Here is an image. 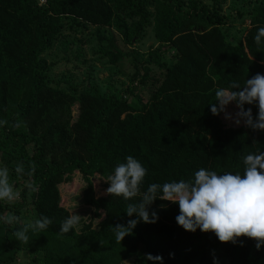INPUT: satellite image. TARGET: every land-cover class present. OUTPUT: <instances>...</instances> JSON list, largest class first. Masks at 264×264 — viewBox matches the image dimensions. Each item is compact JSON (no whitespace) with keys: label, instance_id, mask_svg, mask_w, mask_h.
<instances>
[{"label":"trees","instance_id":"16d2710c","mask_svg":"<svg viewBox=\"0 0 264 264\" xmlns=\"http://www.w3.org/2000/svg\"><path fill=\"white\" fill-rule=\"evenodd\" d=\"M238 1L234 26L223 0H0V121H7L0 125V166L19 189L29 177H18L15 166L27 172L34 164L37 186L34 193L24 188L12 204L0 202V214L52 220L43 232L29 231L27 243L13 235L19 224L0 221V264H26L17 261L27 253H34L30 264H145L148 253L163 264H264V246L186 231L176 222L178 204L160 199L149 208L158 220L141 221L116 243L110 226L136 219L125 212L140 196L106 194L105 180L129 155L147 170L142 195L152 183L193 180L200 168L243 174V157L264 151V131L210 110L217 89L264 74V65L242 60H264V42H254L264 27V0ZM112 29L127 50L109 35ZM90 36L92 55L133 66L127 87L108 94L94 81L77 86L50 78L45 56L57 46L80 54ZM145 41L151 45L143 51ZM249 107L255 117L257 107ZM236 111L234 103L227 107ZM73 212L80 224L61 234Z\"/></svg>","mask_w":264,"mask_h":264},{"label":"clouds","instance_id":"9594fccd","mask_svg":"<svg viewBox=\"0 0 264 264\" xmlns=\"http://www.w3.org/2000/svg\"><path fill=\"white\" fill-rule=\"evenodd\" d=\"M254 42L260 45L264 42V27H259ZM264 63V61H262ZM215 101L211 104L213 115L224 113L225 119L233 121L237 126L243 124L253 131H264V74L257 73L246 79L243 86L238 81H232L227 89L219 88L215 93ZM235 104L238 111L234 114L227 112L230 104ZM254 105L258 112L254 117ZM7 121H0V125ZM18 127V125H16ZM253 143H256L255 140ZM124 163H119L106 182L109 187L106 194L112 197H123L126 201L140 196L139 202H130L126 207V214L136 219H129L126 224L110 226L114 232L115 242L121 243L126 236L142 221L146 224L155 223L158 214L150 212L149 208L156 199L177 203L179 214L177 224L184 230L195 232L197 229L204 233L212 232L222 243H236L241 237H247L256 242L257 250L264 246V151L250 153L243 157V174L231 171L223 175L216 171L200 168L194 174V179L185 181L165 182L162 185L152 183L141 195V184L146 176V169L142 164L129 155ZM35 165L29 166L25 172L23 164L15 166V173L29 179L23 188H16L10 182V170L7 166L0 167V202L12 204L21 199L24 188L28 193L37 191L32 180ZM159 193V195H158ZM82 216L70 214L60 225V233L66 234L75 229ZM0 221L6 225H20L13 232L18 242L27 243L29 231L33 234L43 232L52 223L47 216L24 221L14 214H0ZM174 254L170 253V256ZM145 264H163V257L148 253L144 255ZM214 264L217 262L214 260Z\"/></svg>","mask_w":264,"mask_h":264},{"label":"rangeland","instance_id":"374dc122","mask_svg":"<svg viewBox=\"0 0 264 264\" xmlns=\"http://www.w3.org/2000/svg\"><path fill=\"white\" fill-rule=\"evenodd\" d=\"M223 1L225 2L222 7L223 14L227 17H231L230 19L234 20L235 22L234 26H237L240 23L239 11L241 10V6L243 4H241V2L238 0ZM254 1L257 2L259 0H252V3H254ZM44 2L45 0H40V3L43 4ZM246 22L247 20H245L242 25H244ZM94 29L95 28L93 27L89 28L90 31H94ZM110 32L111 33L109 35L116 39V43L121 49H123L122 51H125L129 48V46L125 45L119 39V35L115 32L114 29H112V31L110 30ZM230 32L233 33L234 31L230 30ZM91 38L92 41L90 43H87L85 41L87 44L82 47L81 52H79L80 54H77L73 51L65 53L61 47H54L52 52L45 56L47 63L51 64V71L49 73L50 78L54 80H70L77 86H81V84L85 86L88 82L94 81L103 93L108 94L112 91L115 92V88L117 90H122L123 88L127 87L128 77L133 73V66L130 65L128 60L123 61L121 64H114L115 66H111L107 63L109 61L107 58L100 59L99 55H92V50L90 51V45L95 40V38L90 36V39ZM143 44V51H146L147 47L151 45L148 41H145ZM96 45H98V42L94 44V46ZM242 60L254 66L264 65V63H262V61L264 60H261L260 58H255L253 55H245L243 56ZM153 69L157 71V68L155 66L153 67ZM147 88L149 89V91L151 90L150 87ZM141 95L144 98V100H141V102L146 103V98L149 95L148 92L142 91ZM129 103L131 104V100H129ZM73 190L74 188L72 189V191ZM29 218L30 215H27L26 217H22V220H32ZM33 256L34 253H27L25 254L24 258L23 256L20 257L17 263L26 262V264H30ZM119 264L133 263L130 261H124Z\"/></svg>","mask_w":264,"mask_h":264}]
</instances>
